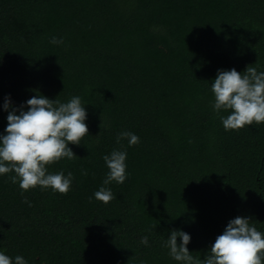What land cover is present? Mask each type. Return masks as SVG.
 <instances>
[{"label": "trees", "instance_id": "trees-1", "mask_svg": "<svg viewBox=\"0 0 264 264\" xmlns=\"http://www.w3.org/2000/svg\"><path fill=\"white\" fill-rule=\"evenodd\" d=\"M0 264H264V0H0Z\"/></svg>", "mask_w": 264, "mask_h": 264}]
</instances>
